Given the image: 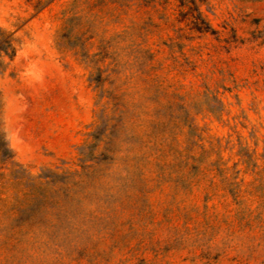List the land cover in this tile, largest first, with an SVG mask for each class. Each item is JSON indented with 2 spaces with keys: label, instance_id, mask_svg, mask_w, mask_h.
<instances>
[{
  "label": "rangeland",
  "instance_id": "rangeland-1",
  "mask_svg": "<svg viewBox=\"0 0 264 264\" xmlns=\"http://www.w3.org/2000/svg\"><path fill=\"white\" fill-rule=\"evenodd\" d=\"M0 141V264H264V0H0Z\"/></svg>",
  "mask_w": 264,
  "mask_h": 264
},
{
  "label": "trees",
  "instance_id": "trees-1",
  "mask_svg": "<svg viewBox=\"0 0 264 264\" xmlns=\"http://www.w3.org/2000/svg\"><path fill=\"white\" fill-rule=\"evenodd\" d=\"M5 151H9L7 150V146L5 145V143H1L0 141V152H5ZM13 158H8V161H11Z\"/></svg>",
  "mask_w": 264,
  "mask_h": 264
}]
</instances>
